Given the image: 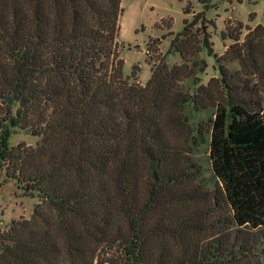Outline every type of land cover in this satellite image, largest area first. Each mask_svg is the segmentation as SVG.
<instances>
[{
  "label": "trees",
  "instance_id": "obj_1",
  "mask_svg": "<svg viewBox=\"0 0 264 264\" xmlns=\"http://www.w3.org/2000/svg\"><path fill=\"white\" fill-rule=\"evenodd\" d=\"M122 13V0H0V188L40 201L0 229V264H264V24L239 41L227 23L214 56L229 83L213 90L194 14L169 51L182 63L158 57L144 86L123 73ZM209 108L204 191L189 110ZM18 130L37 145H13Z\"/></svg>",
  "mask_w": 264,
  "mask_h": 264
},
{
  "label": "rangeland",
  "instance_id": "obj_2",
  "mask_svg": "<svg viewBox=\"0 0 264 264\" xmlns=\"http://www.w3.org/2000/svg\"><path fill=\"white\" fill-rule=\"evenodd\" d=\"M187 5L190 13L185 12ZM122 7L119 41L124 60L123 73L131 81H138L144 86L150 81L152 63L158 57H165L170 66L182 63L179 53L169 51L175 35L183 32L185 19L192 20L194 14L203 12L206 20L204 28L210 35L213 50L212 54L206 50H202L200 54L207 67L198 74V82L206 85L213 78V90L219 84L229 83L228 76L220 75L217 71L214 56L222 54L233 42L231 38L222 36L227 23H231L233 33L238 35L239 41L243 40L248 27L264 24V0H122ZM212 112L210 108L199 112L189 110L196 136L193 160L200 166L197 182L204 191L213 189L214 177L209 160L207 135L198 136L196 123L200 120L206 121ZM39 140L38 136L18 130L11 142L13 145L25 143L36 146ZM1 181L0 229L6 230L12 221L31 219L40 201L37 197L25 196L15 182L5 179ZM260 256L258 253L255 259L259 260Z\"/></svg>",
  "mask_w": 264,
  "mask_h": 264
}]
</instances>
